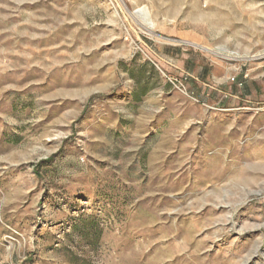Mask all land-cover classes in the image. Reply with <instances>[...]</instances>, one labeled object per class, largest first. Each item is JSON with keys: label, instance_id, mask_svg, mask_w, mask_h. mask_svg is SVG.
<instances>
[{"label": "rangeland", "instance_id": "obj_1", "mask_svg": "<svg viewBox=\"0 0 264 264\" xmlns=\"http://www.w3.org/2000/svg\"><path fill=\"white\" fill-rule=\"evenodd\" d=\"M0 264H264V0H0Z\"/></svg>", "mask_w": 264, "mask_h": 264}]
</instances>
